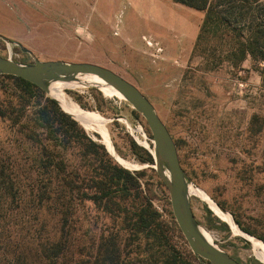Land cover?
I'll return each mask as SVG.
<instances>
[{
	"label": "rangeland",
	"instance_id": "1",
	"mask_svg": "<svg viewBox=\"0 0 264 264\" xmlns=\"http://www.w3.org/2000/svg\"><path fill=\"white\" fill-rule=\"evenodd\" d=\"M203 17L204 11L169 0H0V36L9 41L0 39V56L20 65L94 64L134 85L165 125L191 187L264 244V63L247 56L235 67L222 63L209 70L207 54L192 56ZM62 92L107 121L114 155L134 168L123 167L106 149L110 164L98 149L85 152L83 140L69 132L62 141L60 132L67 128L53 114L56 107L64 112L57 100L0 75V264H46L40 247L49 228L39 241L35 231L51 211L42 213L38 194L47 176L54 186L56 175L39 168L45 163L64 164L57 175L77 181L80 194L91 196L70 207L85 238L112 237L130 264L151 254L161 264L163 246L173 250L177 264H206L193 256L174 221L142 116L124 99L105 98L93 86ZM44 107L51 116L47 123L40 118ZM84 132L101 144L96 133ZM101 162L112 169L116 164L130 177L113 178ZM97 185L109 194L93 199ZM189 196L194 219L217 249L240 264H263L205 201ZM56 197L49 200L52 211ZM144 218L148 228L139 227Z\"/></svg>",
	"mask_w": 264,
	"mask_h": 264
},
{
	"label": "trees",
	"instance_id": "2",
	"mask_svg": "<svg viewBox=\"0 0 264 264\" xmlns=\"http://www.w3.org/2000/svg\"><path fill=\"white\" fill-rule=\"evenodd\" d=\"M169 1L197 11H204L192 56L207 54L209 70L219 68L218 66L222 63L235 67L247 56H250L254 61L264 63V0ZM9 77L21 83H29L20 78ZM49 103L56 107L55 102L49 101ZM53 114H56L60 120L59 123L67 128L60 132L63 136L62 141L69 138L67 135L69 132L78 141L83 140L81 145L85 152L90 151L95 154L94 149H98L101 155L107 158V163H111L104 146L96 144L68 114L60 111L57 107ZM40 115L43 122L51 121V116L46 112L45 107L40 110ZM112 166L113 169L103 162L100 163L102 171H108L113 178H118L119 174L125 178L130 177L127 171L116 164ZM39 168L42 171L48 169L49 172L52 171L56 175L54 186L50 179L51 175L47 176V184L43 187L42 193L38 194V203L40 201L45 203V205H40L42 213L46 210L51 211L42 226L35 231V240L39 241L44 235L45 229L49 228L46 242L40 247H43L40 250V256L46 261V264H130L120 257V245L112 237L97 236L95 238V236H90L85 238L86 236L83 235L87 231H81L75 226L76 223L71 217V205L75 207L76 199L82 200L83 197L91 199V196H86L84 191L80 194L81 185L77 181L74 182L63 175H57L58 172L64 170V164L45 163L40 164ZM96 188L99 191L95 192L92 196L93 199H102L109 194V190L103 192L104 186L97 185ZM117 189L118 187L115 186L113 191L115 192ZM55 196H57L55 199L57 209L52 211L49 200ZM32 217L33 220L36 219L34 214ZM150 224L151 222L144 218L139 227L148 228ZM152 233H154L153 230ZM162 248L164 258L161 260V264H177L178 261L173 250L170 251L165 246ZM152 258L151 254L148 257H143L141 262L135 261V264H157V262H152ZM15 264L29 263L20 260Z\"/></svg>",
	"mask_w": 264,
	"mask_h": 264
},
{
	"label": "water",
	"instance_id": "3",
	"mask_svg": "<svg viewBox=\"0 0 264 264\" xmlns=\"http://www.w3.org/2000/svg\"><path fill=\"white\" fill-rule=\"evenodd\" d=\"M0 39L9 43L3 36ZM21 51L30 53L23 48ZM0 75L20 78L44 92L52 82H75L81 75L95 76L115 89L146 122L152 136L155 172L166 187L174 221L193 256L206 261V264H240L202 238L191 211L188 195L191 183L180 167L174 142L153 105L134 85L111 70L94 64L34 60L31 65H20L1 56Z\"/></svg>",
	"mask_w": 264,
	"mask_h": 264
},
{
	"label": "bare ground",
	"instance_id": "4",
	"mask_svg": "<svg viewBox=\"0 0 264 264\" xmlns=\"http://www.w3.org/2000/svg\"><path fill=\"white\" fill-rule=\"evenodd\" d=\"M78 86H93L99 90L101 95L105 98H118L123 99L122 96L111 86L104 83L99 78L92 75H81L77 76L75 82L62 83V82H52L48 86V93L51 97L57 100L61 109L68 114L73 120H75L84 130L87 132L91 131L96 133L100 138V143L104 145L105 149L111 153L119 164L123 165L125 168H134L131 164L122 161L117 156L114 155L112 151L111 142L105 127L106 120L103 119L98 113L94 111H87L81 109L78 104L74 103L69 97L62 92L63 88H77ZM164 175L167 177V171L164 170ZM188 195H195L200 197L203 201L208 204V208L216 215L220 220L227 223L231 229L233 236H238L239 238L245 240L249 249L254 253L257 259L264 264V244L257 240L256 238L242 233L235 224L233 223L231 217L228 213L222 211L215 205L211 200L207 198L200 190L197 188H192L191 185L188 187ZM199 232L202 238L213 245L212 237L203 229L199 228ZM213 236V235H212ZM217 248V247H216Z\"/></svg>",
	"mask_w": 264,
	"mask_h": 264
}]
</instances>
